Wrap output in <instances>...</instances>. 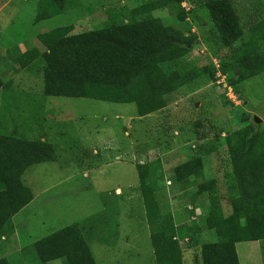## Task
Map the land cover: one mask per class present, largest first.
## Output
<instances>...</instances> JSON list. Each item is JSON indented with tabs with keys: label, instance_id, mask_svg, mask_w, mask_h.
Wrapping results in <instances>:
<instances>
[{
	"label": "rangeland",
	"instance_id": "rangeland-1",
	"mask_svg": "<svg viewBox=\"0 0 264 264\" xmlns=\"http://www.w3.org/2000/svg\"><path fill=\"white\" fill-rule=\"evenodd\" d=\"M24 1L29 24L15 40L28 45L27 56L38 51L41 57L19 58L20 67H9L16 81L6 89V75L0 81V135L43 137L56 160L21 176L34 196L33 215L22 211L12 223L20 251L8 252V238L0 239V264L45 263L33 243L73 225L95 264H171L175 252L181 264H201L203 245L215 239L211 216L231 217L238 197L227 137L253 125L258 151L264 149V73L239 81L232 59L250 34L220 47L205 0L179 9L158 7L160 0H67L65 13L45 20L37 18L38 0ZM235 2L242 24L249 16L264 19V0ZM143 18L195 37L180 57L159 65L165 75L187 82L163 108L145 114L141 99L109 103L44 95L48 50L42 35L63 29L73 37ZM174 243L177 251L170 249ZM235 250L239 264H264V240L237 243Z\"/></svg>",
	"mask_w": 264,
	"mask_h": 264
},
{
	"label": "trees",
	"instance_id": "trees-1",
	"mask_svg": "<svg viewBox=\"0 0 264 264\" xmlns=\"http://www.w3.org/2000/svg\"><path fill=\"white\" fill-rule=\"evenodd\" d=\"M186 1L194 0H160L158 7L175 4L179 9ZM66 2L38 0L37 18L45 20L65 13ZM205 6L213 23L211 36L220 47L230 48L250 34L232 54L238 80L264 73V47L259 44L264 42V19L249 16L248 22L242 24L235 0H205ZM66 32L57 29L40 39L48 50L43 54L47 63L46 97L109 103H133L141 99L145 114H150L163 108L167 98L187 83L176 73L165 75L159 65L180 57L192 46L195 37H184L161 20L143 18L125 26L73 37ZM31 53L23 57L33 61L41 57L38 51ZM259 139L253 125L227 137L238 197L232 202L231 217L221 220L216 212L211 216L215 239L203 245L201 264H239L237 243L264 240V149L258 151ZM55 160L51 144L0 135V239L13 234L12 217L33 199L32 192L21 181L23 173L33 165ZM152 242L157 252L158 242L156 239ZM170 249L177 251L176 243ZM35 250L43 262L95 264L75 225L42 239L35 244ZM175 253L171 255L175 259L171 264H181L180 255Z\"/></svg>",
	"mask_w": 264,
	"mask_h": 264
},
{
	"label": "crops",
	"instance_id": "crops-1",
	"mask_svg": "<svg viewBox=\"0 0 264 264\" xmlns=\"http://www.w3.org/2000/svg\"><path fill=\"white\" fill-rule=\"evenodd\" d=\"M22 1H24V0H21V1L20 0H6L5 2L0 0V81H2V78L6 75V78H5L6 80L3 83V89L8 88L11 85L12 81H16L15 80L16 75L13 74V72L11 71V69L9 67L11 65H13L14 67H20L19 58L23 57L27 52L26 46H28V45H26V43L19 42L20 41L19 39L17 41L15 40L16 37L19 36L18 34H20V35L23 34L24 27H26V25L29 24V22H27V21L25 23V18L28 17L27 14H25L27 12L26 9H27L28 5H26L25 3L21 4ZM24 2H26V1H24ZM10 6H12V8L9 9ZM12 9H14V10H12ZM27 40H28V38H26V41ZM36 48L39 49L37 46H36ZM5 72H7V73H5ZM40 141L46 142L43 137L40 139ZM48 144H51V143H48ZM49 163H51V162H49ZM33 198H34V196H33ZM33 202L34 201L32 199V201L28 205H26L23 209H21L16 215H14L12 217L13 225H14L15 217L20 215L19 214L20 212L24 211L23 213L25 216H26V214L33 215V212L29 211V210H31V205H33L32 204ZM30 217H32V216H30ZM32 218H33V220H36L35 217H32ZM25 223H26L25 226L28 229L32 228L31 227L32 225L29 222V218L26 219ZM43 225H44V222L41 221L40 225H39L40 228H42L41 226H43ZM77 228H78L82 238L85 240L83 234L81 233L82 231H80L81 229H79V226H77ZM14 230H15V233L13 232V234H11L9 237H5V238L3 237L2 238V241H6L7 238L9 240V242L6 241L7 243L3 244V245H5V248L7 249L8 252H10L11 250H18V251L21 250V245L17 242L18 239L20 238L19 232L17 229H14ZM89 232H91V231H89ZM50 235H52V234H50ZM50 235H46V236L42 237L41 240L50 236ZM33 240H36V239L33 238ZM41 240L38 239L37 242L35 241L33 244L35 245L36 243H38ZM14 247H17V248H14ZM34 250H35V248H34ZM43 264H62V263L59 260H54L52 262H49V261L45 262Z\"/></svg>",
	"mask_w": 264,
	"mask_h": 264
},
{
	"label": "built area",
	"instance_id": "built-area-1",
	"mask_svg": "<svg viewBox=\"0 0 264 264\" xmlns=\"http://www.w3.org/2000/svg\"><path fill=\"white\" fill-rule=\"evenodd\" d=\"M187 3H190V2H187V1L184 2V3L182 4V6L185 8V5H186ZM187 5H188V4H187ZM188 243H189V241H188V240H185V244L188 245Z\"/></svg>",
	"mask_w": 264,
	"mask_h": 264
}]
</instances>
